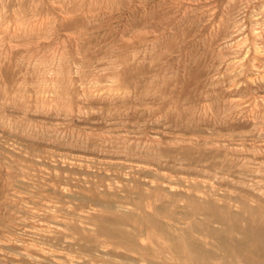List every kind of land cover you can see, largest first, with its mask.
<instances>
[{
    "label": "rangeland",
    "instance_id": "obj_1",
    "mask_svg": "<svg viewBox=\"0 0 264 264\" xmlns=\"http://www.w3.org/2000/svg\"><path fill=\"white\" fill-rule=\"evenodd\" d=\"M256 222L264 0H0V264L264 253Z\"/></svg>",
    "mask_w": 264,
    "mask_h": 264
},
{
    "label": "bare ground",
    "instance_id": "obj_2",
    "mask_svg": "<svg viewBox=\"0 0 264 264\" xmlns=\"http://www.w3.org/2000/svg\"><path fill=\"white\" fill-rule=\"evenodd\" d=\"M254 227L258 229L264 237V222H256ZM205 232L203 233L207 235L211 234V231ZM238 233L239 238L236 239L234 245H230L224 237L218 238V247H215L224 252L220 256L217 255L216 250L205 248L202 243L198 241H182L179 237L177 238L178 242H176V245L172 248L173 257L175 260H183L188 264H264V253L257 245L256 239L249 236L246 229L240 228L238 229ZM158 249L152 253L154 257H159L160 254H162L160 251L162 249ZM130 250L138 253L144 258L147 256L145 255L147 249L135 243L131 244Z\"/></svg>",
    "mask_w": 264,
    "mask_h": 264
}]
</instances>
